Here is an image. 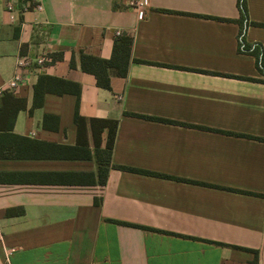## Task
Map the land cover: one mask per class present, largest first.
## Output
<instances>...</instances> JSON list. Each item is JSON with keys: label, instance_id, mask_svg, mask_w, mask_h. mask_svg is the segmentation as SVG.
<instances>
[{"label": "crops", "instance_id": "obj_1", "mask_svg": "<svg viewBox=\"0 0 264 264\" xmlns=\"http://www.w3.org/2000/svg\"><path fill=\"white\" fill-rule=\"evenodd\" d=\"M237 2L0 0V89L20 55L48 59L0 94V264H264V75ZM246 3L264 50V0ZM125 35L127 76L100 88L80 53L110 59ZM40 77L79 84L80 117L118 122L111 164L151 174L92 184L90 124L79 140L75 95L37 105Z\"/></svg>", "mask_w": 264, "mask_h": 264}, {"label": "trees", "instance_id": "obj_2", "mask_svg": "<svg viewBox=\"0 0 264 264\" xmlns=\"http://www.w3.org/2000/svg\"><path fill=\"white\" fill-rule=\"evenodd\" d=\"M238 10L240 13L239 26L240 31L238 35V50L242 54L252 55L256 59V67L259 73L264 75V50L263 47L259 44H249L246 42L245 33L247 27L251 24L255 25V23L249 22L248 13H247V3L246 0H238L237 2ZM264 27V25H261ZM133 44V38L131 36H119L116 38L114 42L113 52L110 59H103L99 57H94L90 55H86L83 52L80 53V65L81 69L89 74H92L95 79L97 86L106 90H111V78L112 76L124 78L127 76L128 67L131 60V48ZM61 57L60 54L53 55L52 61L54 62L56 59ZM136 62L147 63L145 61L136 60ZM71 66H75L74 59L71 61ZM35 99H39L37 105L41 106V101L44 98L45 94L48 92H52L55 94H64L69 93L75 95L77 98L76 108H75V124L78 130L79 140L86 134L87 132V123L90 124L94 143H95V154L96 160L98 163V170L96 178L92 180V184H97L99 186H104L107 181V175L109 169L114 167L119 170L129 171V172H140L151 174L149 172H144L140 170H136L129 167H124L120 165L111 164V156L115 142V136L117 133L118 122L113 120H101V119H91L86 120L79 116L78 107L81 99V86L75 82L65 81L63 79H58L54 77H40L39 82L35 86L34 89ZM20 107H16L14 109L13 115H16L19 111ZM2 111L0 110V114ZM144 117V116H141ZM107 133L106 144L104 148H101V136L102 134ZM155 176H162L158 174H152ZM96 204L99 202L96 200ZM10 214V213H9ZM111 222H115L118 224L127 223L110 220ZM136 227H140L134 225ZM144 228V227H140ZM146 230H154L148 229ZM257 254V252H256Z\"/></svg>", "mask_w": 264, "mask_h": 264}, {"label": "built area", "instance_id": "obj_3", "mask_svg": "<svg viewBox=\"0 0 264 264\" xmlns=\"http://www.w3.org/2000/svg\"><path fill=\"white\" fill-rule=\"evenodd\" d=\"M38 9H41L39 6ZM48 59L41 57L38 59H31L28 56L20 55L17 58L16 72L13 77L7 81L5 87L0 89V94L3 92H14L19 87L28 83L31 75L37 70L38 67L47 62Z\"/></svg>", "mask_w": 264, "mask_h": 264}]
</instances>
